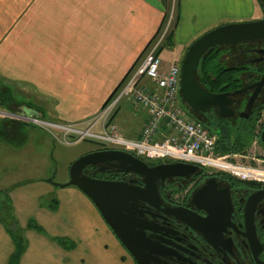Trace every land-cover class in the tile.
<instances>
[{
    "label": "crops",
    "instance_id": "obj_1",
    "mask_svg": "<svg viewBox=\"0 0 264 264\" xmlns=\"http://www.w3.org/2000/svg\"><path fill=\"white\" fill-rule=\"evenodd\" d=\"M177 3L169 47L178 41L186 20V44L211 24H207V0ZM251 5L254 15L259 9ZM166 14L162 5L151 0H0V98L21 92L35 96L45 108L14 100L9 109L3 99L0 107L20 113L21 120L29 123L48 114L53 121L44 123L50 126H83L101 113L134 66L141 64ZM177 58L173 57L174 63ZM24 185L37 187V197L32 205L29 194L19 192L24 188L11 190L19 221L28 212L31 218L42 215L44 222L42 232L26 222L27 247L19 264H136L79 189L58 190L40 181ZM52 196L56 207H41V199ZM14 250L0 223V264H9Z\"/></svg>",
    "mask_w": 264,
    "mask_h": 264
},
{
    "label": "flooded vegetation",
    "instance_id": "obj_2",
    "mask_svg": "<svg viewBox=\"0 0 264 264\" xmlns=\"http://www.w3.org/2000/svg\"><path fill=\"white\" fill-rule=\"evenodd\" d=\"M256 2L260 16L249 22L264 20V3ZM213 49L219 52L220 69L228 81L218 90L207 84V92L225 95L226 104L223 109L213 107L207 113H198L190 110L181 98L185 111L211 129H264V38ZM0 112L3 130L5 126L29 123L21 120L20 113ZM16 115L19 118L13 117ZM90 145L92 150L80 157L116 150ZM146 163L150 167L159 165ZM83 174L144 187L141 177L120 171L111 163L86 167ZM158 191L161 198L158 206L138 203L141 214L137 217L151 228L145 231L153 245L150 264H264V183L242 181L199 167L189 179L159 182ZM179 209L188 210L205 221L203 231L176 218L173 212Z\"/></svg>",
    "mask_w": 264,
    "mask_h": 264
},
{
    "label": "rangeland",
    "instance_id": "obj_3",
    "mask_svg": "<svg viewBox=\"0 0 264 264\" xmlns=\"http://www.w3.org/2000/svg\"><path fill=\"white\" fill-rule=\"evenodd\" d=\"M151 1L162 5L166 9L168 15L167 23L171 18L170 27L172 30L170 33H174L178 15L177 0ZM251 4H253V6L256 4L258 7L256 0H207V24L211 23L207 25V31L198 34L186 44L185 39L189 34V22L186 20V22L182 24L178 41H173L175 44L171 47H169V44L167 43L168 36L170 35V33H168L162 44V52L160 54L161 60L163 61V70H167L169 66L175 62L173 61V57L175 56L178 57L176 63H179L181 66L188 48L206 33L221 26L245 23L259 17V10H257V13H253L254 15L251 14L253 9L250 8L252 6ZM215 20L216 22H214ZM157 37H159V35ZM0 99H3L4 102L7 103L5 105H8V103L15 100L19 104L23 103L34 109L45 108L42 103L37 102L35 96L31 97L21 92H15L13 96L10 95L9 97H3ZM179 105L183 107L181 101ZM40 106L42 108H40ZM6 107L9 108V105ZM3 108L4 110L9 111L8 108L0 107L1 110H3ZM117 111L118 113L116 115ZM99 114H96L89 122L83 124V126H74L72 128L80 131L89 129L96 121ZM189 118L191 117L189 116ZM43 119L44 120L39 121H53L48 114H46ZM191 119L194 120V118ZM144 121L145 113L142 110L135 108L131 101L125 99L111 112L107 123L108 125H116L118 131H120L126 138L135 139L140 135ZM2 123L4 124V121L0 118V193L4 194V197L8 200L6 203L9 206H11V191L8 193V190L11 188L13 189L14 186L19 185L18 187L24 188L20 189V194L28 193L30 197L29 202L33 205L34 200L37 197L36 191L38 188L28 187L29 189H26V185L24 184H30L33 181H40L43 184L51 183L54 185V188L58 190L65 189L58 187V185L67 184L70 181L71 165L78 160L80 156L92 150V145L90 144H96L101 148H108L107 146L99 145L90 137H85L83 140H80V136L75 132H69L63 129L71 126L58 128V124V126L50 127L31 122L27 123L25 126H5V133ZM91 130L93 133H98L100 127L96 125ZM6 138L10 140H7ZM224 156H229V160H231L233 164L264 170V148L258 143V141L253 142L246 155L235 154ZM145 161L150 163L148 160ZM205 170L207 171V169ZM7 194L9 195V199ZM54 198L55 196L42 198L40 201V205H42L41 207L45 208L48 204L53 206L55 202ZM12 208L14 209V207ZM9 213L10 216L15 219L17 229L22 235V231L25 232L26 229L24 228L26 222L28 226L31 223H35L36 225L43 227L42 222L44 221L42 215L39 216L38 214H35L31 218L28 216V212H24V216H21V220L19 221L16 212L11 211ZM5 229L8 233L9 228L7 229L5 227ZM66 242L70 243L67 240ZM61 243L63 244L64 242L61 241Z\"/></svg>",
    "mask_w": 264,
    "mask_h": 264
},
{
    "label": "water",
    "instance_id": "obj_4",
    "mask_svg": "<svg viewBox=\"0 0 264 264\" xmlns=\"http://www.w3.org/2000/svg\"><path fill=\"white\" fill-rule=\"evenodd\" d=\"M264 3V0H257ZM264 38V20L235 23L216 28L195 41L187 50L181 63L180 95L185 105L193 112L207 113L211 108H222L225 95L207 92L197 80L200 62L208 50L227 44ZM264 144V129L260 134ZM111 163L116 169L142 178L144 187L133 182L103 181L83 174L86 167ZM199 170L198 166L184 163H163L150 167L145 161L123 151L107 150L90 153L76 160L70 168V181L60 188L76 187L94 204L101 217L136 264H150L152 242L145 231L151 228L139 217L140 201L158 206L160 195L158 183L167 179H189ZM205 190H200L197 197ZM176 218L203 231L205 221L194 213L179 209L173 212Z\"/></svg>",
    "mask_w": 264,
    "mask_h": 264
},
{
    "label": "built area",
    "instance_id": "obj_5",
    "mask_svg": "<svg viewBox=\"0 0 264 264\" xmlns=\"http://www.w3.org/2000/svg\"><path fill=\"white\" fill-rule=\"evenodd\" d=\"M170 22L171 18L160 30L159 37L151 44L141 64L133 69L113 101L102 110L93 125L85 131L72 127L63 129L75 132L80 140L90 137L99 145L132 154L142 160L184 163L212 173L228 174L242 181L264 183V170L236 165L229 160V156L217 155L218 136L203 123L189 118L179 105L181 67L173 63L163 70V61L158 54L172 30ZM125 99L145 113L144 125L135 139L126 138L116 125L107 123L111 112ZM13 117L19 118L17 115ZM30 122L50 126L35 119ZM96 125L100 127L98 133L91 132Z\"/></svg>",
    "mask_w": 264,
    "mask_h": 264
},
{
    "label": "trees",
    "instance_id": "obj_6",
    "mask_svg": "<svg viewBox=\"0 0 264 264\" xmlns=\"http://www.w3.org/2000/svg\"><path fill=\"white\" fill-rule=\"evenodd\" d=\"M167 18H168V15L166 14L164 21H163V26L167 22ZM163 26H161L160 30L162 29ZM160 30L157 36L159 35ZM157 36L151 42V44L155 42V40L157 39ZM172 40H173V33H170V35L168 36L167 43L170 45L172 43ZM151 44L143 52V55L144 53H146L147 50H149V47L151 46ZM161 52H162V48L159 49L158 54L160 55ZM219 59H220L219 52L212 48L207 51V53L203 56L200 62L198 73H197V80L205 90H209L208 85H211L214 88L213 90H218L220 87L225 85L228 81V78L226 77L224 71L220 69L221 65H220ZM137 66L135 65L133 69H135V67ZM127 78L123 80V82L117 87V89L113 92V94L108 98V100L105 102L104 106L102 107V110H104L113 101L116 94L120 91L122 86L127 81ZM118 111L116 112V115ZM194 119L198 122L203 123L201 120H198L196 118ZM208 129L213 134H216L218 136L216 154L219 156L235 155V154L246 155V153L250 149V146L255 141H258V143L261 146H264L259 139L260 137L259 135L263 129L257 130L256 128H251V129L250 128H239L237 130H234L228 127H223L220 129H211V128H208ZM160 163L161 162L150 161L149 164L156 165ZM18 186L19 185H16L14 186V188ZM11 189L8 190V193L11 191ZM7 197L9 199L8 194H7ZM6 202H8V200L4 197V194L0 193V223H2L7 229L8 228L10 229V231L8 229V234L10 235L11 239L13 240L15 244V250L9 258V264H19L21 257L27 247L26 239L24 237V231H22L23 232V235H22L17 229V223L15 219L10 216L9 212L14 211V209L12 208L13 207L12 203H11V206H9L7 205ZM56 205H57V201H55L54 205L51 207L54 209ZM29 228L34 229L38 232H42V228L39 225H36L35 223H31L29 225Z\"/></svg>",
    "mask_w": 264,
    "mask_h": 264
}]
</instances>
